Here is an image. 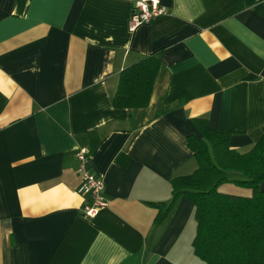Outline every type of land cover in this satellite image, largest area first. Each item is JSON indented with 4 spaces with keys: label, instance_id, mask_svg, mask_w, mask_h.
Segmentation results:
<instances>
[{
    "label": "crops",
    "instance_id": "1",
    "mask_svg": "<svg viewBox=\"0 0 264 264\" xmlns=\"http://www.w3.org/2000/svg\"><path fill=\"white\" fill-rule=\"evenodd\" d=\"M136 1L0 0V264H206L193 203L159 222L155 204L196 168L194 118L239 151L264 133V0H158L131 30ZM155 52L148 105L115 108L121 70ZM82 147L107 199L89 219Z\"/></svg>",
    "mask_w": 264,
    "mask_h": 264
},
{
    "label": "trees",
    "instance_id": "2",
    "mask_svg": "<svg viewBox=\"0 0 264 264\" xmlns=\"http://www.w3.org/2000/svg\"><path fill=\"white\" fill-rule=\"evenodd\" d=\"M155 52L121 70L112 98L115 108L148 105L160 69ZM200 136H187L196 168L170 181L171 201L155 204L156 222L162 221L180 196L194 205L193 254L206 264H264V133L247 150L229 146L228 133L209 128L194 118ZM232 183L247 194L223 192Z\"/></svg>",
    "mask_w": 264,
    "mask_h": 264
},
{
    "label": "built area",
    "instance_id": "3",
    "mask_svg": "<svg viewBox=\"0 0 264 264\" xmlns=\"http://www.w3.org/2000/svg\"><path fill=\"white\" fill-rule=\"evenodd\" d=\"M166 12V7L161 5L158 0H137L134 12L129 20V28L133 30L140 24ZM75 155L81 178L79 193L85 197L81 207V214L84 218L89 219L107 205V199L103 195L101 178L89 166L88 150L85 147L78 148Z\"/></svg>",
    "mask_w": 264,
    "mask_h": 264
},
{
    "label": "rangeland",
    "instance_id": "4",
    "mask_svg": "<svg viewBox=\"0 0 264 264\" xmlns=\"http://www.w3.org/2000/svg\"><path fill=\"white\" fill-rule=\"evenodd\" d=\"M223 186H221L220 188H222ZM233 192H236V190L235 191H233Z\"/></svg>",
    "mask_w": 264,
    "mask_h": 264
}]
</instances>
